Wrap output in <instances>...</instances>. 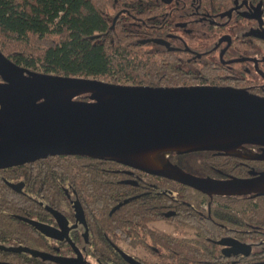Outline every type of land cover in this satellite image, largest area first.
<instances>
[{
    "label": "flooded vegetation",
    "instance_id": "af4514ba",
    "mask_svg": "<svg viewBox=\"0 0 264 264\" xmlns=\"http://www.w3.org/2000/svg\"><path fill=\"white\" fill-rule=\"evenodd\" d=\"M128 2L144 14L129 24L147 29L142 39L151 48L186 62L202 81L194 86L264 97V0ZM262 151L251 144L196 156L162 151L148 171L94 157L64 176L39 163L28 167L48 156L13 166L15 173L0 169V198L8 187L32 202L18 224L19 247L70 264H264V184L256 191L216 193L161 173L172 165L210 182L256 179L264 174ZM1 239L0 246H17Z\"/></svg>",
    "mask_w": 264,
    "mask_h": 264
},
{
    "label": "water",
    "instance_id": "95a60500",
    "mask_svg": "<svg viewBox=\"0 0 264 264\" xmlns=\"http://www.w3.org/2000/svg\"><path fill=\"white\" fill-rule=\"evenodd\" d=\"M82 95L87 99H77ZM245 144L262 147L264 158V97L243 89L153 87L60 76L17 66L0 52V169L48 156L79 155L148 171L150 156L157 152L231 153ZM161 173L216 193L256 191L264 184V174L210 182L172 165ZM24 251L70 264L40 251Z\"/></svg>",
    "mask_w": 264,
    "mask_h": 264
},
{
    "label": "trees",
    "instance_id": "16d2710c",
    "mask_svg": "<svg viewBox=\"0 0 264 264\" xmlns=\"http://www.w3.org/2000/svg\"><path fill=\"white\" fill-rule=\"evenodd\" d=\"M120 8L125 10L119 13ZM136 16L144 14L128 0H0V52L17 66L60 76L153 87L202 82L175 54L151 48L142 39L147 29L129 24ZM77 99L86 100L87 96ZM175 153L198 155L196 151ZM88 158L56 155L28 167L33 169L39 163V168L55 169L64 176L69 167H84ZM13 171L16 167L8 173ZM27 175L31 190L34 172ZM4 191L5 198H0V241L6 237L17 246H0V262L44 264L41 257L24 253L30 248L19 247L16 241L18 224L23 212L33 206L31 200L8 187L5 195Z\"/></svg>",
    "mask_w": 264,
    "mask_h": 264
},
{
    "label": "rangeland",
    "instance_id": "374dc122",
    "mask_svg": "<svg viewBox=\"0 0 264 264\" xmlns=\"http://www.w3.org/2000/svg\"><path fill=\"white\" fill-rule=\"evenodd\" d=\"M162 152V151H161ZM163 152H166V151H163ZM157 153H159V152H157ZM157 153H154V154H152L150 157H151V160H152V162H154V160H155V157H156V155H157ZM149 162V161H148ZM149 164H150V162H149Z\"/></svg>",
    "mask_w": 264,
    "mask_h": 264
},
{
    "label": "bare ground",
    "instance_id": "6f19581e",
    "mask_svg": "<svg viewBox=\"0 0 264 264\" xmlns=\"http://www.w3.org/2000/svg\"><path fill=\"white\" fill-rule=\"evenodd\" d=\"M145 159H146V158H145ZM145 159H144V161H145V162H147V164H148V161H147V159H146V160H145ZM142 160H143V159H142Z\"/></svg>",
    "mask_w": 264,
    "mask_h": 264
}]
</instances>
